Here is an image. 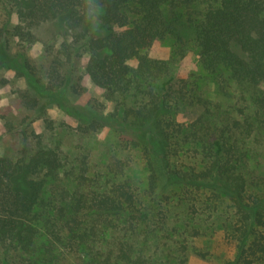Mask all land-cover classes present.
I'll list each match as a JSON object with an SVG mask.
<instances>
[{
  "label": "trees",
  "instance_id": "obj_1",
  "mask_svg": "<svg viewBox=\"0 0 264 264\" xmlns=\"http://www.w3.org/2000/svg\"><path fill=\"white\" fill-rule=\"evenodd\" d=\"M1 1L16 23L7 29V17L0 30V66L25 78V104H65L81 131L109 126L129 135L147 174L142 188L114 176L101 180L87 174L84 161L69 165L57 148L40 145L28 158L0 155V264H59L64 252L76 264H159L144 249L148 235L179 232L168 225V207L197 215L213 199L225 204V235L236 248L222 264H264V183L245 170L247 140L264 134V0ZM45 22L68 33L58 52L71 66L78 50L86 52L84 72L109 109L95 99H66L61 91L74 87L58 55L44 82L20 54L7 53L10 36L28 38ZM182 24L205 75L234 85L251 113L244 107L219 115L196 81L177 77L186 53ZM162 178L178 189L176 199L161 192ZM185 241H175L181 261ZM196 254L206 260V252Z\"/></svg>",
  "mask_w": 264,
  "mask_h": 264
},
{
  "label": "rangeland",
  "instance_id": "obj_2",
  "mask_svg": "<svg viewBox=\"0 0 264 264\" xmlns=\"http://www.w3.org/2000/svg\"><path fill=\"white\" fill-rule=\"evenodd\" d=\"M198 4L201 8L205 2ZM7 17V29H10V25L16 23L15 16L13 13L6 15L0 0V30ZM184 18L185 15L180 18L183 23ZM185 24L180 26L182 35L187 30ZM32 33L28 38L10 36L6 46L7 53L20 54L18 56L26 60L37 73L36 76L44 82L48 81L47 70L51 59L58 55L62 62V71L70 76V83L74 87L73 92L61 91L62 94L65 93L68 101L86 104L93 103L92 100L95 99L106 109L111 107V103L103 95V90L95 86L84 72L86 52L78 50L79 56L72 66L58 52L60 44L68 37L66 31L56 22H45L34 27ZM184 38L186 53L176 63L177 77L196 81L203 95L208 101H212V106L217 107L214 109L219 110V115H224L233 108L237 111L238 108L245 107L250 112L251 108L242 100L234 85L227 88L224 84H217L220 79L205 75L197 60L196 48L188 30ZM16 73L12 67L0 66V155L15 160L28 158L39 145L57 148L66 157L69 165L78 166L81 164L80 160L84 161L90 176H98L101 180L114 176L115 180L128 179L133 186H145L147 172L140 160L142 154L139 149H129V135L119 134L109 126L94 132L81 131L64 107L65 104L60 106L55 102L39 100L36 107H28L22 98V93L27 90V83L23 76ZM76 84L80 88H75ZM192 115H182L180 120H189ZM247 144L251 151L246 157L248 165L245 170L249 177L264 183V134L259 137L251 135ZM159 185L162 193L173 195L176 199L178 189L174 185L166 184L163 178ZM222 213H225V204L214 199L201 202L197 215L190 214L184 206L174 203L168 207L167 220L168 225L179 227V232L170 235L169 230L162 231L159 239L154 234L148 235V244L144 250L151 253L159 264H222L232 259L236 252L235 243L225 235ZM185 238L187 250L184 253L187 258L181 261L177 255L184 254L177 248V244ZM196 251L206 252V260L196 254ZM56 261L59 264H76L75 261L78 260L74 253L64 252Z\"/></svg>",
  "mask_w": 264,
  "mask_h": 264
},
{
  "label": "clouds",
  "instance_id": "obj_3",
  "mask_svg": "<svg viewBox=\"0 0 264 264\" xmlns=\"http://www.w3.org/2000/svg\"><path fill=\"white\" fill-rule=\"evenodd\" d=\"M103 14V5L95 9L94 15L97 17L98 21L101 20Z\"/></svg>",
  "mask_w": 264,
  "mask_h": 264
}]
</instances>
